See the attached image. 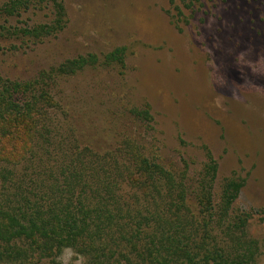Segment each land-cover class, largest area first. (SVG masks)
I'll return each instance as SVG.
<instances>
[{
    "label": "rangeland",
    "instance_id": "374dc122",
    "mask_svg": "<svg viewBox=\"0 0 264 264\" xmlns=\"http://www.w3.org/2000/svg\"><path fill=\"white\" fill-rule=\"evenodd\" d=\"M239 1L62 0L65 26L47 37L36 36L55 22L54 5L31 3L0 36V78L21 85L14 111L34 120L32 136L52 119L95 152L129 142L186 178L195 213L206 210L199 198L241 184L233 214L247 218L264 264V0ZM30 85L40 103L23 93ZM139 178L130 195L143 194ZM85 262L65 249L23 264Z\"/></svg>",
    "mask_w": 264,
    "mask_h": 264
},
{
    "label": "trees",
    "instance_id": "16d2710c",
    "mask_svg": "<svg viewBox=\"0 0 264 264\" xmlns=\"http://www.w3.org/2000/svg\"><path fill=\"white\" fill-rule=\"evenodd\" d=\"M36 2L52 3L56 12L52 26L36 37L63 29L62 0H12L0 5V36L11 33L4 27L12 17ZM20 86L0 78V263L23 264L72 249L84 264H259L247 218L233 214L241 184L229 182L216 200L199 198L196 207L206 210L195 213L186 178L129 142L95 152L81 145L70 124L52 119L32 136L34 120L14 111ZM34 89L26 86L23 93L37 104L42 95ZM20 155L26 166L18 170ZM137 173L144 192L130 195L127 181Z\"/></svg>",
    "mask_w": 264,
    "mask_h": 264
}]
</instances>
